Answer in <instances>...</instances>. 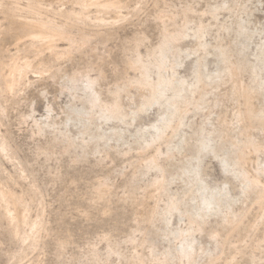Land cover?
<instances>
[{
    "label": "rangeland",
    "instance_id": "374dc122",
    "mask_svg": "<svg viewBox=\"0 0 264 264\" xmlns=\"http://www.w3.org/2000/svg\"><path fill=\"white\" fill-rule=\"evenodd\" d=\"M122 5L123 11L119 12L125 18L119 28L109 29L110 37L105 43L99 42L94 52L85 48L74 52L71 59L58 62L44 51L46 54L43 52L34 63L49 62L52 71L58 70L55 78H50L49 73L40 77L29 74V84L20 88L15 103L6 104L5 114L0 117V134L10 151L7 159L0 153V189L21 197L27 206L28 222L35 218L42 220L35 237L37 243L30 248L29 241L16 240L10 235L11 226L0 217V264H96L94 254L98 255L99 263H105L109 247L114 255L105 264H141L139 258L143 264H192L193 261L209 264L207 255L215 253L218 241L225 242L223 254L212 264H264V199L252 202L258 191L259 195L264 192V152L248 153V160L242 165L250 173V180L259 178V190L249 194L246 205L230 207V199L242 196V184L237 178L241 166L234 167L231 160L229 138L235 139L237 130L227 103L217 108V114H210L208 108H213L214 96L209 95L208 103L199 110L191 109L180 125L173 120L172 129L165 131L163 139L147 148L154 131L151 127L163 128L160 121L163 107L153 106L134 121L127 118L125 123L100 118L90 121L85 115L77 118L76 110L81 106L69 94L67 81L78 68L90 67L92 77L101 70L103 78L98 89L102 99H107L108 90L113 91L126 75H133L124 66L133 40L146 37L138 48L146 60L148 51L161 41L162 26L169 32L178 30L187 7L190 23L185 29L186 37L180 42L182 49L194 48L193 35L198 33L208 44L219 43L230 62L243 64L239 79L245 85L262 83L264 0H122ZM3 11L0 10V64L8 63L14 55L33 60L32 53L23 52L29 39L25 43L26 38H18L15 24H11ZM94 11L92 8L88 12L92 22L103 18L104 23H112L116 19L115 13L98 15ZM157 15L164 16L162 23L156 19ZM46 17L43 18L56 23L63 21L51 13ZM199 22L207 27L197 29ZM240 25L245 28L241 32L237 28ZM74 32L71 33L76 35ZM195 62L194 55H182L178 72L188 83L194 82ZM216 64V58L208 55L200 70L215 76ZM78 85L77 93L81 95L82 87ZM253 104L259 110L263 101L254 99ZM250 122L254 126L253 135L260 137L257 128L261 122L252 120L247 124ZM59 131L73 139L77 147L64 152L58 142ZM202 141L208 148L201 146ZM151 156L156 157V164L144 167L145 160ZM221 159L228 163L225 168ZM162 173L167 190L157 204L160 214L149 221L146 216L154 207L158 193L156 187L146 190L144 187L161 178ZM98 187L105 190L102 196ZM204 187L207 190L203 191ZM216 190H221L223 196L211 202L208 212L201 198ZM168 197L178 203V210L171 214L161 212ZM248 203L253 204L247 210ZM232 209L246 215L239 228L229 232ZM18 211L21 213V208ZM199 214L205 216L201 218ZM225 215L228 217L223 218ZM190 218L202 226L201 231L179 240L182 247L186 244L194 248L191 258L176 251L178 241L173 238L175 232L195 229ZM23 226L28 231V226ZM213 233L218 234L217 242L210 237ZM201 249L204 254H199Z\"/></svg>",
    "mask_w": 264,
    "mask_h": 264
},
{
    "label": "bare ground",
    "instance_id": "6f19581e",
    "mask_svg": "<svg viewBox=\"0 0 264 264\" xmlns=\"http://www.w3.org/2000/svg\"><path fill=\"white\" fill-rule=\"evenodd\" d=\"M23 2L25 5L20 7L22 6L20 3ZM66 4L69 5L65 7ZM122 6V0H1L0 8L2 9L0 10H4L3 12L7 15L12 25L15 24L14 31L17 33L18 38H26L25 43L27 39H29L28 45L25 46L23 52H30L34 57L33 60H31L24 55H20L21 57L19 55V57L14 55L8 63L0 64V117L5 114L7 102L15 103L20 88L22 89L28 82L27 76L29 74H37L38 77H40L45 73H49L50 78H55L57 75L58 70L55 69L56 71H52L49 62L39 60L34 63L35 59L40 57L46 50L49 52L50 58L52 57V59L57 62L58 60H69L74 52H82L85 48L94 52L99 42L105 43L109 39V29L111 27L115 28V26L118 27L123 17L125 18V16H120L121 12L119 11ZM92 8L98 12V15L108 12H112V14L115 13L116 17H114L116 21L112 20L114 18L113 16L111 20L114 22L111 21L112 23H104V20H102L103 18H99L97 22H92L93 20L90 21L88 12ZM189 11L187 7L184 9L183 23L178 30L169 32L164 25L162 26L161 41L158 42L156 47L148 51L146 60H143L140 52H138V48L146 41V37L144 36V38L133 40L132 47L127 50L130 52V56L126 58L124 65L126 70L133 73V75H126L125 78L121 79L123 82L120 85L117 84L113 91L108 90L107 99H102V93L98 89V83L103 78L102 71L98 70L96 77H92L90 72L93 70H90V67H88L87 70H79L78 68L77 71H72L73 73L67 77V81L70 85L68 92L73 100L78 102L81 106L79 110H76V117L78 118V116L81 117L85 115L90 121L95 118H100L107 122L117 121L125 123L127 118L134 121L140 113L146 112L149 109L151 110L153 106L163 107V115L160 117L163 128H161L160 125L151 127L154 131L151 133L150 140L147 142V148L163 139L165 131L167 129H172L173 120H176L178 125H180L183 116L191 109L199 110L202 105L208 103L209 95L214 96L213 108H208L210 114H217V108L221 104L227 103L229 105L230 114L235 121V129L237 130L235 139L229 138V143L232 148L231 153L233 155L231 160L234 167L241 166L238 167L237 178H239L242 184V196L238 199H230L232 203L230 207L239 203L241 205H246L247 203L245 201L248 199L249 194L255 193L254 190H259V178L255 176L252 177V179L256 181L250 180V173L248 170L246 171L243 169L244 167H242V165L245 160H248L246 159L248 153L257 154L259 152H264V82L254 85H245L239 79L243 64L237 63L235 65V63L230 62L227 58L226 50L219 43L215 45L208 44L198 33H194L193 35L195 41L194 48L191 47L190 49L183 50L180 42L186 37L185 29L188 23H190L187 19V13ZM48 13L63 18V21L56 23L53 20L44 19L43 17H46ZM156 19L158 22L162 23L164 21V16L157 15ZM201 27H207V25L199 22L196 28L200 29ZM86 28L90 31L86 32ZM237 28L240 32L245 29L241 25ZM73 30H75L76 33H74L76 35L71 33ZM75 36H77V41L75 40ZM44 53L46 54V52ZM183 54L194 55L196 57L193 70V83H188L178 72V68L182 65ZM201 54H203V56H201ZM208 55H213L216 58L217 69L215 76L202 73L200 70L201 66H205ZM151 56L152 60L149 59ZM205 79H212L214 82L207 83ZM78 84L82 87L79 89L82 91L81 95L77 93ZM184 84H187V88H183ZM254 99L263 101L262 108L259 110L256 109L253 104ZM252 120L261 122V127L257 128L262 134L260 137L253 135L254 126L252 123L250 122V124H247L248 121ZM35 121L36 120H33L34 123ZM38 129L41 131L40 127H38ZM111 132L114 134V129H111ZM59 133L61 134V138L59 136L60 139L58 142H61L64 152H67L70 147H77L73 139L71 140L65 133H61V131H59ZM66 133L68 134V132ZM242 137L244 138L242 139ZM200 144L202 147L208 148L203 141ZM8 147L6 139L0 134V153L5 156L6 159L10 151ZM213 152L216 153V151ZM156 161V157L151 156L147 158L145 162L143 161L144 167L155 165ZM221 161H224L225 168L228 163L224 159H221ZM138 169L139 167L137 170ZM262 171L264 172V169H262ZM160 177L161 178H155L144 187V190L156 187L158 193L154 207L146 216L149 221L160 214L157 204L161 200V196L167 190L163 185V173ZM262 185L264 186L263 183ZM205 189L204 187L203 191H205ZM104 191L103 187H98V193L101 196ZM259 192L260 191L255 194V198L252 201L253 203L264 199V192L262 191L260 195ZM15 194L0 189V217L5 219V221L7 220L11 226L10 235L16 238V240L18 239L24 242L29 241V246L31 248V246L34 247L36 234L38 230L41 229L40 221L42 219L39 221V218L38 220L35 218V221L28 222L27 206L25 207L26 204H23L21 197ZM222 196L221 190L209 192L201 198V203L209 212L211 211L209 209L211 202L219 201ZM253 203H248L246 206L247 210ZM19 208H21V213L18 211ZM177 210V201L168 197L165 208L161 210V212L171 214L173 211ZM232 213L233 218L228 220L230 225L229 232L236 230L246 215V213L243 214L242 212L237 214L233 209ZM199 216L203 218L205 214H199ZM227 217L228 215L223 216V218ZM189 221L196 225L195 229L175 232L173 238L178 241L176 251L178 252L179 250L181 254L191 258L194 248L186 244L182 247L179 240H183L186 236H192L195 232L201 231L202 226L196 223L192 218H190ZM23 225L28 226V231L24 230L26 227L23 229ZM210 237L213 241L217 242L218 234L213 233ZM130 240L133 241L132 239ZM141 241V245H143L145 240L142 239ZM218 242L216 244L215 253L213 252L214 254L207 255L209 264L215 262V260L223 254L222 250L225 242ZM153 250L154 247L151 246V256L154 257L155 254ZM106 251L105 263H108V259L114 255V250L112 251V248L110 249L109 247ZM199 254H204V250L201 249ZM94 256L97 260L96 264H105L103 262L99 263L100 261L97 254H94ZM138 261L141 264L144 263L141 258H139ZM191 262V260H188V263ZM192 264H195V261H193Z\"/></svg>",
    "mask_w": 264,
    "mask_h": 264
}]
</instances>
